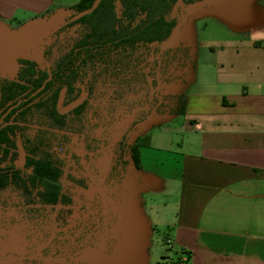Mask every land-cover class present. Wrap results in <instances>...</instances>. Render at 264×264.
Returning <instances> with one entry per match:
<instances>
[{
	"label": "rangeland",
	"instance_id": "obj_1",
	"mask_svg": "<svg viewBox=\"0 0 264 264\" xmlns=\"http://www.w3.org/2000/svg\"><path fill=\"white\" fill-rule=\"evenodd\" d=\"M79 2L55 0L45 20L25 17L11 28L1 26L0 46L10 53L1 55L4 64L8 61L2 76H16L18 57L51 69L58 58L56 50L46 55L58 28L53 25L58 20L62 26L73 17L70 10ZM175 14L181 23L169 50L171 64L154 74L160 96L185 95L201 51L245 34L248 23L264 17V0H202L192 6L179 4ZM72 34L67 32L62 40ZM15 39L19 43L12 45ZM171 67L172 76L167 75ZM81 102L82 97L64 106L62 98L59 109L68 113ZM90 103L75 132L66 133L69 141L61 153L65 172L59 185L61 193L73 199L71 206L26 207L19 193H0V264H169L176 259L179 252L168 243L170 227L146 208L140 171L129 155L115 161L116 143L125 138L132 145L139 137H150L159 125L162 114L152 124L134 126L149 115L154 96L144 84L132 90L105 89L100 82Z\"/></svg>",
	"mask_w": 264,
	"mask_h": 264
},
{
	"label": "crops",
	"instance_id": "obj_2",
	"mask_svg": "<svg viewBox=\"0 0 264 264\" xmlns=\"http://www.w3.org/2000/svg\"><path fill=\"white\" fill-rule=\"evenodd\" d=\"M54 1L0 0V27L45 20ZM218 45L198 57L185 114H164L149 134L141 195L188 264H264V17Z\"/></svg>",
	"mask_w": 264,
	"mask_h": 264
},
{
	"label": "trees",
	"instance_id": "obj_3",
	"mask_svg": "<svg viewBox=\"0 0 264 264\" xmlns=\"http://www.w3.org/2000/svg\"><path fill=\"white\" fill-rule=\"evenodd\" d=\"M95 1L80 0L70 10L75 15L53 35L46 55L56 50L58 58L51 68V80L41 91L37 92L49 78L41 62L21 58L16 76L0 80V193H19L26 207L71 206L73 199L62 194L59 185L65 172L61 153L68 134L75 132L91 105L95 86L102 82L105 89L132 90L144 84L153 95L150 78L159 93L158 73L154 74L171 64L169 50L181 23V16L175 14L177 7L202 0H101L89 12ZM69 31L72 36L63 41ZM172 70L167 75L172 76ZM153 96L149 114L158 103ZM161 96L157 115L185 114L184 95ZM81 97L82 102L68 113L60 111L62 98L64 106H69ZM149 145V136L139 137L132 145L124 138L116 143L115 161L129 155L139 171L141 150ZM189 257L179 252L171 264H188Z\"/></svg>",
	"mask_w": 264,
	"mask_h": 264
},
{
	"label": "water",
	"instance_id": "obj_4",
	"mask_svg": "<svg viewBox=\"0 0 264 264\" xmlns=\"http://www.w3.org/2000/svg\"><path fill=\"white\" fill-rule=\"evenodd\" d=\"M100 1H101V0H96V1L94 2V4H93L92 8L89 10V12H93V11L98 7ZM193 11H194V9H192V10L190 11L189 14H192ZM59 28H60V27H58V28H56V29L54 30V32L52 33V36L57 32V30H58ZM51 43H52V38L50 39V45H51ZM50 45H49V46H50ZM43 52H44V51H43ZM43 52H42V57H43ZM50 67H51V66L48 64V65H47V68H48V72H49V78L47 79V81L43 84V86H42L37 92L41 91V90L45 87L46 83H47L48 81L51 80V78H52V73H51V69H50ZM148 83H149V88H150L151 93H152L153 95H155V96L158 98V103H157V105L152 109L151 113H150V114H149L144 120L140 121L136 126H138V125L143 126V125H147V124H152V123L154 122L155 116L157 115V110H158V108H159V107L161 106V104L163 103V98H162V97L156 92V89H155V87H154V85H153V81H152V79L149 78V79H148ZM37 92H36V93H37ZM36 93H34L33 95H35ZM20 102H21V101H19V103H20ZM19 103H18V104H19ZM15 106H17V105H15ZM15 106L11 107V109L14 108Z\"/></svg>",
	"mask_w": 264,
	"mask_h": 264
},
{
	"label": "built area",
	"instance_id": "obj_5",
	"mask_svg": "<svg viewBox=\"0 0 264 264\" xmlns=\"http://www.w3.org/2000/svg\"><path fill=\"white\" fill-rule=\"evenodd\" d=\"M168 243H169V244H172V242H171L170 240L168 241ZM182 261H184V262L187 261V258L184 257V258L182 259ZM169 264H171V262H169Z\"/></svg>",
	"mask_w": 264,
	"mask_h": 264
}]
</instances>
